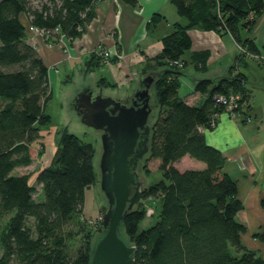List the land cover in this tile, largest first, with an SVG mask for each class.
<instances>
[{
	"label": "trees",
	"instance_id": "1",
	"mask_svg": "<svg viewBox=\"0 0 264 264\" xmlns=\"http://www.w3.org/2000/svg\"><path fill=\"white\" fill-rule=\"evenodd\" d=\"M96 1L0 0V220L7 217L0 230V264H89L99 223L83 215V205L85 190L97 181L95 145L65 127L50 163L40 167L33 180L32 173L17 174L15 169L32 162L34 142L41 144L38 154L42 152L41 128L51 122L46 112L52 98L49 69L27 41L28 27L46 32L45 42H57L60 36L72 42L95 17ZM120 1L137 5V0ZM171 3L186 22L173 23V30L161 39L159 53L142 63L143 73L160 69L154 81L158 111L150 157L159 159L162 178L143 191V198L157 201L159 207L153 223L139 230L146 209L138 203L124 215L120 234L135 246L133 264H264L241 242L246 228L236 218L243 208L237 183L222 170L223 155L206 142L202 131L211 129L213 115L223 111L214 102L215 94L238 93L244 108H250L248 76L237 71L246 54H238L221 77L195 82V92L207 93L201 105L189 104L179 95L180 76L189 63L184 57L191 48L188 31L229 33L246 52L260 55L255 38L247 34L264 15V0ZM162 18L153 14L148 28ZM118 55L109 60L116 61ZM207 56V51L193 53L194 67L203 69ZM87 65V69L98 67L101 57L92 52ZM105 81L101 77L97 85H107ZM184 155L203 161L205 167L180 171L174 163ZM261 203L264 206V198ZM254 236L264 241V230ZM74 243L78 246L72 253Z\"/></svg>",
	"mask_w": 264,
	"mask_h": 264
},
{
	"label": "crops",
	"instance_id": "2",
	"mask_svg": "<svg viewBox=\"0 0 264 264\" xmlns=\"http://www.w3.org/2000/svg\"><path fill=\"white\" fill-rule=\"evenodd\" d=\"M155 13L162 14L163 18L155 26L148 28L147 24ZM21 19L27 24L24 15ZM177 21L185 23L186 19L177 13L171 0H137L136 6L125 4L120 0H97L95 17L80 38L69 42L64 36H60L57 42L48 43L40 36L39 30H35L27 32V41L35 46L47 65L51 81L56 80L58 66L65 67L70 73L77 72L83 80L88 75L95 77V69L104 66L105 75L102 77L106 79L107 85L99 87L97 82L93 87L83 81L79 92L84 91L88 86L92 92L104 95L102 88L110 87L120 95L115 98L122 100L133 94L140 80L147 75L153 77L151 85L154 86L160 69L143 73L142 63L145 57H153L159 53L162 37L173 30V23ZM188 33L191 38V48L184 53V57L189 63L182 70L180 80L182 83V77L186 79V87L189 91L179 95L189 104L201 105L207 93L195 92L193 90L195 82L202 78L217 79L224 75L228 67L235 62L237 50L235 41L229 33L218 34L212 30L199 28H192ZM98 43L109 50L111 57L118 52V58L114 62L109 58L106 63L87 69V62ZM203 51H207L208 56L204 68L199 70L194 67L192 54ZM201 65L198 63V66ZM237 68V71H241L240 66ZM133 73L135 75L131 77ZM65 79L67 82L72 81L70 75ZM136 79L137 84L130 90L127 89L128 92L120 91L124 87L121 81L133 85L132 82ZM114 83L117 86L108 85ZM249 83L248 77L247 87L250 86ZM73 103L74 99L71 104L74 107ZM248 105L250 108L246 111L251 116L250 121H245L240 116L232 118L223 110L217 113L216 124L211 129L205 128L202 131L206 142L223 155L225 161L222 170L237 183V196L243 208L238 211L236 218L246 228L241 235V242L264 260V241L254 236L255 233L264 230V206L261 203L264 198V119L263 117L259 119L261 112L255 105L250 101ZM154 107L157 114L156 101ZM33 159L34 156L32 162ZM174 166L183 171L202 169L205 163L184 155L174 163ZM15 173L27 172H18L16 168Z\"/></svg>",
	"mask_w": 264,
	"mask_h": 264
},
{
	"label": "water",
	"instance_id": "3",
	"mask_svg": "<svg viewBox=\"0 0 264 264\" xmlns=\"http://www.w3.org/2000/svg\"><path fill=\"white\" fill-rule=\"evenodd\" d=\"M152 82V76L143 77L130 104L100 93L93 97L88 86L74 98L81 122L102 130L99 187L108 208L102 216V232L90 250L89 264H133L135 246L124 240L120 227L126 212L143 198L137 165L149 150Z\"/></svg>",
	"mask_w": 264,
	"mask_h": 264
},
{
	"label": "rangeland",
	"instance_id": "4",
	"mask_svg": "<svg viewBox=\"0 0 264 264\" xmlns=\"http://www.w3.org/2000/svg\"><path fill=\"white\" fill-rule=\"evenodd\" d=\"M28 32H31L28 29ZM247 35H251L255 38L256 43L260 49V55H251L249 53L240 52L238 49V43L235 42L237 55L246 54L243 57L245 64H240V70L248 75L250 79L249 88L251 89L250 103L255 105L259 110V119H264V15L259 17L256 21V24L252 32H248ZM242 46V45H240ZM244 49V47L242 46ZM110 65V64H109ZM108 65V66H109ZM96 68V67H95ZM56 71V80H50V86L52 89V98L48 100L46 104V112L51 116V122L49 125L43 126L41 128L42 137L40 141L44 144L42 147V152L37 154L41 147L40 143H33L35 149L33 150V162L26 167H18V172H27L32 173L31 180H33V174L42 166H45L50 163L52 155L58 145L59 133L63 128H67L70 132L75 133L77 136L82 138L84 141L91 142L95 145V155L93 158V166L97 175V181L95 184L85 190V198L83 205V215L86 218L91 219V221L96 224L99 223V226L95 225V231L92 237V242L94 243L96 236L102 232V216L107 210V201L103 197L102 190L99 187L100 183V167L99 161L102 152V143H101V133L99 130L87 126L81 122V117L71 105L76 93L79 92L81 83L96 86L98 80L105 75V67H100L95 69V77L88 75L84 80L82 76H79L77 72L70 73L66 71L65 67L58 66ZM54 71V70H53ZM76 71V70H73ZM67 75H70L72 81L67 82L65 79ZM107 75V74H106ZM50 79V78H49ZM186 79L182 77V83L179 88V93H184L189 91V88L186 87ZM137 82V79L132 82L133 85L128 84L124 80L121 81V85L124 87L120 89L123 93L132 88ZM128 89V90H127ZM154 86L151 85L149 89L150 94V103L152 104V112L149 116V123L152 124L156 118V109L155 104V93ZM80 93V92H79ZM102 93L107 96L120 97L116 90L112 91V88H102ZM112 97V98H113ZM241 107H245V104H241ZM37 154V155H36ZM158 158H151L150 154H146L145 158L139 164L137 169L138 178L141 179L142 187H147L150 183L156 182L162 178L160 171L158 170ZM37 192H39V186H37ZM38 200H44V195L40 194ZM141 203L146 209V215L143 220L139 223L138 229L142 230L150 226L155 218L156 212L159 207V203L154 201L151 198H142ZM136 204L135 206H137ZM134 206V207H135ZM4 217L0 220V230L6 222ZM126 241L129 242L128 238L123 234ZM77 243L72 244V253L77 247ZM2 249L0 248V253ZM10 264H14L11 262Z\"/></svg>",
	"mask_w": 264,
	"mask_h": 264
},
{
	"label": "built area",
	"instance_id": "5",
	"mask_svg": "<svg viewBox=\"0 0 264 264\" xmlns=\"http://www.w3.org/2000/svg\"><path fill=\"white\" fill-rule=\"evenodd\" d=\"M28 29L31 31H35L37 29L33 28L32 26H29ZM54 32H57V28L54 29ZM45 33L43 30H39L40 36L44 39L45 38ZM238 49L240 52H246L245 49L242 48V46L238 45ZM94 51L101 57V64H104L107 62V59H109L112 55L109 52L108 49L104 48L101 43H98L97 46L95 47ZM250 54V53H249ZM252 55V54H251ZM254 56V55H253ZM175 64L181 65L180 62L174 61ZM135 73L131 75L134 76ZM214 102L218 106H222L223 110L229 114L230 117H242L245 121H250L251 116L248 114L246 109L244 107H241V102H240V95L238 93H227V94H215L213 96ZM217 114H214L210 125L213 127L216 124V118Z\"/></svg>",
	"mask_w": 264,
	"mask_h": 264
},
{
	"label": "flooded vegetation",
	"instance_id": "6",
	"mask_svg": "<svg viewBox=\"0 0 264 264\" xmlns=\"http://www.w3.org/2000/svg\"><path fill=\"white\" fill-rule=\"evenodd\" d=\"M97 93L96 92H92V96L94 97L95 95H96ZM133 96H134V92H133V94H131V95H129V96H127V97H124L122 100H119L121 103H124V104H130L131 102H130V99L131 98H133ZM152 105V104H151ZM153 108V107H152ZM100 131V133L102 134V130H99ZM150 136H149V138H148V140L146 141V145H147V147H148V151L147 152H145L143 155H142V157L141 158H139V160H138V165H137V169H138V167H139V164H140V162L142 161V159L143 158H145V156H146V154H150V149H151V136H152V129H151V131H150ZM137 174H138V172H137ZM141 185H142V182H141ZM142 187V186H141ZM143 188V187H142Z\"/></svg>",
	"mask_w": 264,
	"mask_h": 264
}]
</instances>
